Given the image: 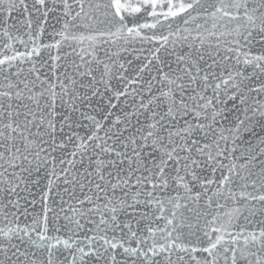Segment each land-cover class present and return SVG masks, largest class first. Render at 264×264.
I'll use <instances>...</instances> for the list:
<instances>
[{"label":"snow or ice","instance_id":"snow-or-ice-1","mask_svg":"<svg viewBox=\"0 0 264 264\" xmlns=\"http://www.w3.org/2000/svg\"><path fill=\"white\" fill-rule=\"evenodd\" d=\"M0 264H264V0H0Z\"/></svg>","mask_w":264,"mask_h":264}]
</instances>
